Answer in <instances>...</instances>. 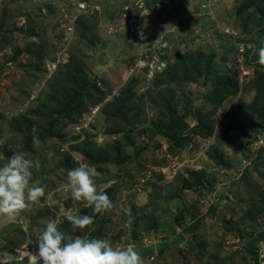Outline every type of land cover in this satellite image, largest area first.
Here are the masks:
<instances>
[{
	"label": "rangeland",
	"instance_id": "374dc122",
	"mask_svg": "<svg viewBox=\"0 0 264 264\" xmlns=\"http://www.w3.org/2000/svg\"><path fill=\"white\" fill-rule=\"evenodd\" d=\"M76 2L86 4V13L78 8ZM244 2L245 0H146V9L150 15L143 17V23H138L136 20L132 21L133 14L125 0H0V167L14 153H26L27 158L38 160L41 165L39 169H32L30 183L45 187V196L40 202L21 212L15 219L0 216V264H28V254L36 251L37 238L50 219L56 220L59 230L67 235L78 232L81 237L87 236L88 228L73 231L67 220L69 214L83 215L81 211L89 207L83 201L72 199L68 171L63 169L68 158L72 161L73 168L88 164L84 163L81 154L83 141L86 139L91 143L89 149L92 151L89 152L92 160L101 158V153L108 156L109 160L98 163L97 166L91 164L98 173L95 178L98 191L107 192L118 186L116 194H109V198L110 195L113 196L114 207L106 212L107 218L97 221V226L103 233L92 238L108 239L114 247L131 244L141 253L144 264H187L183 261L186 256L184 252L195 248L199 252L191 253V263L193 257L197 259L194 264H199V260L208 264H244L245 261L240 258L243 254L232 251L229 243L232 238L223 230L225 224L221 219L228 220L236 229H243L242 236H246L256 224L255 232L260 234V217L253 221L246 219L243 221L245 225L238 223L236 219H242L241 213L251 205H260V193L264 192V172L250 166L249 173L243 177L244 181L237 183L239 189L236 190L237 196H233L234 201L222 210L220 204L224 200L221 197L219 204L214 203L216 195L213 192L222 183L232 187L234 182L230 180L236 173V168L245 167L249 163L241 159L254 157L256 147L263 140L264 97H258L253 83H249L252 66L258 64V60L253 57L255 51L248 46L253 45V42L257 48L259 44L255 42L256 37L250 26L245 39L251 41L252 38V41L242 47V50L243 54L249 49L251 53L244 55L246 60L243 66L242 60H237L235 79L238 89L235 96L221 101L212 111L209 106L199 103L200 95L211 85L204 84L202 78L180 87V91L174 94L179 114L183 112L187 101L192 104L191 117L185 118L188 127L192 128L199 123L212 127L211 136L203 139L193 136L184 151L169 154L167 142L157 134V139H153V143L143 153H128L134 161L127 169L135 180L129 190L124 185H119L121 178L116 177L118 168L112 164L113 157L109 156L113 146L123 145L124 134L115 130V121L105 119L103 112L119 89L129 91L127 85L131 82L133 87L132 78L140 76L133 98L144 94L143 104L139 101L135 105L140 106L141 113L144 112L147 117L156 116L157 111L150 104L156 92L151 80L153 72L147 73L144 79L141 77L143 67L151 60H141L140 57L156 43L162 45L161 53L167 58L173 57L176 52L184 54L199 50L206 57L213 54L212 63L215 66L224 70L232 68L234 59L229 57L231 44L225 38L206 34L210 29H215L217 34L226 37L228 34L223 27L227 24L241 29L246 21V13L237 16L235 12ZM155 8L158 11L156 15L152 12ZM137 14L138 16L134 15L135 18L142 19L144 16L142 11H137ZM79 19L93 28V34L96 37L98 35L105 45L96 41L93 46H89L77 31ZM198 33L205 34V37L201 42L194 43L195 37L200 41ZM153 38L157 40L153 46L148 47ZM35 49L43 50L44 57L41 61L30 58ZM155 54L157 53L152 51V60L161 64L162 61L158 60L161 59L160 56ZM71 56L87 72L80 73L79 78L84 74L94 79L101 91L108 93L111 89V92L97 104L85 102L84 105H74L76 110L69 117H62L58 124L50 128L49 120L56 118L55 112L64 107V100L70 101L65 86L61 87L64 100L55 93L53 86L63 84L66 72H70L67 65ZM248 59L250 67L246 63ZM261 83L264 85V79ZM75 86V81L67 85L72 90L76 89ZM239 103L243 107L254 105L257 108L248 113L250 116L246 121H243V117L235 121L227 117L230 111L235 113L238 110L240 114L243 113ZM28 129L36 132L29 139L26 138ZM241 130L246 133L242 134ZM49 132L53 134L50 137ZM219 135L224 141L227 139L233 142L235 149L225 145ZM33 137L39 138L38 145H34ZM131 137L138 145H145L148 139V136H137L134 132ZM27 140H30V145L26 148ZM216 148L217 152L214 150ZM242 151L244 153L240 154ZM194 170L204 172L205 179L201 188L194 186L191 189H180L181 177H186L188 171ZM149 198L154 202L151 203ZM131 203L136 212L129 214ZM212 204H215L216 210H221L217 212L220 218L214 213L200 220L198 217L205 214L206 208ZM143 211L147 218L142 216ZM179 212H182V218L176 220ZM138 216L141 217L134 226L133 221ZM195 216L201 223L193 242L204 245L203 248L185 246L182 243L158 255L154 250L148 258L143 257L145 248L164 238H174ZM230 224L227 225L231 226ZM131 234H135L136 238L132 239ZM253 240L256 238L250 242L245 240L247 247L243 250L246 255L256 254L258 238L257 242ZM11 246L15 248H9ZM180 249L184 252L181 253Z\"/></svg>",
	"mask_w": 264,
	"mask_h": 264
},
{
	"label": "trees",
	"instance_id": "16d2710c",
	"mask_svg": "<svg viewBox=\"0 0 264 264\" xmlns=\"http://www.w3.org/2000/svg\"><path fill=\"white\" fill-rule=\"evenodd\" d=\"M146 1V0H144ZM156 1V0H155ZM243 13H246V21L241 25L240 28H235L229 24L225 25L223 28H230L235 29L237 31V34H229L228 36L224 37L223 34H217L216 31L211 32V35L214 37L215 35L220 38H225L227 40V43L229 42L231 44L230 50H229V57L233 58L234 61L232 62L233 67L232 68H226L224 70L220 66H215L212 63L213 54L208 55L207 57L203 54V52L196 50V52H185L184 54H180L179 52H176V54L173 57L167 58V56H164L162 51V45L160 43H156L154 45V41L157 40V38H153L149 41L148 47H151L154 45L153 48H148L146 51H144V54L140 57L141 60H147L150 61L148 64H146L143 72V79L144 76H147V73L153 72L151 76L152 80V86L154 89H156V92L154 94V98L151 99L150 104L152 107L157 111L156 116L154 117H147L144 112L141 113V110L139 107L135 104L139 101L143 104V95L134 97V91H135V85L140 80V76H135V78H132L133 80V87H131V82L127 85L129 91H125L123 89L118 90V94L115 95V97L108 102V104L105 106L103 112L105 114V119H109L110 121H115V130L116 131H122L124 134V143L123 145H117L113 146L110 151L112 154H110V157L112 160V164L114 163L115 166L118 168L119 173L116 175V177H120L119 185H124V188L129 190L133 187V183L135 182L134 179H132L131 174L128 172V167L133 164V158L132 155L128 154L130 152L134 153L135 155L143 153L146 148L153 143V139L156 138L157 134L160 135L164 141L167 142L168 146V153L170 154H179L182 150H184L187 147V143L191 140V138L194 136H199L202 138L210 137L213 133V128L209 126L201 125L200 123L197 124L194 127H188L187 123L185 122V118H189L190 113L193 111L191 102L187 101L185 107L183 108V112L181 114L178 113V101L175 99V92H179V88L188 85L191 82H194L197 78H202V81L204 84L211 83V85L206 88L205 92L200 95V102L201 105H207L209 106L212 111H214L216 105H218L221 101L226 100L227 98L231 96H235L238 89V83L236 81V64L237 60L240 58L241 65L243 66L245 64V56L246 53L249 55L250 49L245 50L243 54V50L240 51L239 47L235 45V43H238L242 45L243 47L247 45V43H250L252 41L246 40L245 36L247 35V31H249V26L251 28V31H253L254 37H256L255 42L257 44V48L264 47V0H245V2L239 6V8L236 10L235 14L237 16H241ZM133 15L138 16L137 11L133 12ZM81 19V18H80ZM79 19V25L77 26V31L82 35V38H84L89 44V46H93L96 41H101L100 45H105L104 41L100 39V37L97 35V37L93 34V28L89 27L87 24L83 23ZM96 23V21H95ZM95 25V24H94ZM222 28V29H223ZM158 33V32H157ZM247 41V42H246ZM253 45L254 43L251 42ZM224 47V46H223ZM256 47V46H255ZM179 49V46H178ZM180 50V49H179ZM152 51L156 52L158 56H160L161 59H158L162 61L161 64H157L159 62H155L152 60ZM181 51V50H180ZM183 53V52H182ZM255 51L254 59L258 60V54ZM162 55V57H161ZM245 55V56H244ZM44 57V52L42 49H35L32 52L31 59L32 60H38L41 61ZM203 61V63H202ZM225 61V60H224ZM226 62V61H225ZM162 65L158 67H153L152 69L150 66L152 64ZM212 63V64H211ZM248 65V60H247ZM70 72L67 71L64 78H63V84L61 86L54 85L53 89L56 94H58L62 99L61 93L63 86L66 88V92H69V98L70 101H65V105L62 108H59L56 113V118H53L52 120H49V123L51 124L49 127L52 128L54 124H58L60 119L62 117H69L76 109L74 105H84L85 102L90 105L97 104L98 102L102 101L103 98L106 97L108 93L111 92V89L108 93H105L101 91V89L96 85L95 80L89 77H86V75L82 74L79 78V74L82 72H86L82 70L81 63L78 62V60H75L73 56L70 57L69 63L67 65ZM150 68V69H149ZM221 69V70H220ZM252 77L249 80V83L252 82L254 85V89L256 90V93L258 94V97L262 96L264 97V85H262L261 80L264 79V66L259 64H254L252 66ZM87 73V72H86ZM255 75V78H253ZM139 77V78H138ZM75 81L76 83V89L72 90L67 87L70 82ZM133 89L130 91V89ZM62 91V92H61ZM64 93V92H63ZM93 94V95H91ZM148 95L146 94L145 97ZM239 106L242 108L243 113H239L237 110L235 113L233 111L228 112L227 117H229L231 120L235 121V119L239 117H243V121H246L250 115L248 113L253 112L257 108L253 106H246L243 107V104L239 103ZM210 113L208 114V116ZM207 116V117H208ZM156 121V123H155ZM135 133V135H144L148 136L147 142L145 145H138L136 140L131 137L132 133ZM188 132L190 135L183 136L182 133ZM242 134H245L246 132L241 130ZM36 134L35 131L31 132V129H28V134L26 135V138H31ZM51 132L48 133V137H50ZM263 140L262 145H259L258 148L255 151V158L253 161L254 167H256V170H259L260 172H264V133L262 134ZM157 139V138H156ZM219 139L223 140V143L227 145L228 147H231L233 150L235 149V144L231 142L230 140L224 141L223 137ZM87 140V141H86ZM83 141L82 145V151L81 154L84 157V163H88L91 165L93 163L94 166H97L98 163L108 162V156H105L101 153V158L92 160V154L89 152L91 143L86 139ZM27 146L30 145V140H27ZM239 146V145H238ZM25 148V150H26ZM217 152V148L214 149ZM92 151V150H91ZM242 151L240 154H243ZM98 156V155H97ZM63 169L65 171H69L70 169H73L72 161L68 158L67 162L63 166ZM262 169V171H261ZM247 173L243 175V177ZM243 177L241 178V181H244ZM204 177L203 170H194V171H188L186 177H181V185L180 189H191L194 186H201ZM236 190L239 189L237 186L235 188ZM115 190V191H112ZM118 186L114 187V189H109L106 193L109 196L110 193H117ZM236 190L232 189L229 190L232 195L237 196ZM200 192V191H199ZM198 192V193H199ZM260 205L254 206L251 205L250 208L246 209L243 213H241L242 219H236L238 223H244L246 219H250L251 221L261 218L264 215V192L260 193ZM219 199V196H216L214 198V203H216ZM110 200L113 201V196L110 195ZM150 202L153 203L154 200L150 199ZM233 202V201H232ZM232 202L226 201L223 206L221 207V210L228 207ZM131 212H136L134 210L133 203L130 204ZM205 214H203L200 220H202L205 217L212 216L214 213L217 214V217L220 218V214L217 212H220L221 210H216L215 204H212L209 208H206ZM83 215H89L94 217V223L93 225L88 227L87 231V237H98L102 235V230L99 226H97V221L99 219L104 220L107 218V213L104 212L102 214L100 213H94L92 210V207L87 208L86 210L81 211ZM229 212H232L231 210ZM182 212H179L177 214L176 220L182 218ZM142 216H145L147 218V215L142 213ZM141 216H138L133 221V225L136 226L138 224V221ZM196 216L193 218L192 222L188 224L187 226L183 227L179 233L175 235L174 238H164L162 240H159L158 242L152 244L148 248H145L143 250V257H147L149 254H152L154 250L156 251L157 255L160 254V252L169 250L172 248H176L178 245L182 244L185 246H201L202 248L204 245H198L197 243H194L193 240L196 239L194 236L196 230L198 229V226L200 225L201 221ZM222 223L225 224V228L223 229L231 238L233 239V235H237L240 239H247V242H250L251 239L257 240L258 242L262 241L264 242V230L260 232V234H256L252 238V233L247 232V236H242V230L240 227L237 229L234 228L232 225L228 226L227 224H230L228 220L221 219ZM235 224V223H234ZM152 229V227H151ZM216 233H219V231H216ZM223 235V234H222ZM72 237L80 236L78 232H75L74 234H71ZM225 236V235H224ZM131 238L135 239V234H131ZM256 240H253L254 242ZM191 241V243H189ZM256 241V242H257ZM19 243H15V245H18ZM206 247V244H205ZM11 249H14L15 247L11 246L9 247ZM157 249V250H156ZM176 251V250H173ZM187 252H184L180 249L181 253H186L185 258L183 261H186L187 264H194L196 258L193 257V263L192 261V255L198 254V248H195L193 251L186 250ZM250 253L253 254V252L250 251ZM156 255V256H157ZM252 257H255L253 254ZM242 260H246V258L243 256ZM247 262V261H246ZM199 264H208L206 262H202L201 260L198 261Z\"/></svg>",
	"mask_w": 264,
	"mask_h": 264
},
{
	"label": "clouds",
	"instance_id": "9594fccd",
	"mask_svg": "<svg viewBox=\"0 0 264 264\" xmlns=\"http://www.w3.org/2000/svg\"><path fill=\"white\" fill-rule=\"evenodd\" d=\"M84 5L86 6V4ZM84 8L83 13H86V8L88 7ZM152 12L155 15L158 13L156 8ZM149 15L150 13L146 16ZM231 30L237 33L235 29ZM211 32H214V29H210L208 34ZM202 35V33H198L200 41L195 37L194 43L201 42L203 39ZM235 45L239 46L240 44L235 43ZM248 47L258 52L257 63L264 66V47L258 49H256L255 45H249ZM247 66L250 67L249 64ZM194 138L203 139L199 136H195ZM33 143L34 145H38L39 138L33 137ZM254 158L255 156L250 159H241L249 163L245 167L236 168V173H234L232 180H230L234 182L231 185L232 187L230 185L226 186V183H222L213 192L214 195L219 196L216 204H219L221 197L224 201L225 199L229 202L234 201L233 195L229 190H236L237 183L245 172L249 173L248 168L250 166L254 167ZM238 166L240 165L238 164ZM40 167L41 165L38 160L33 161L27 158L26 153L23 152L14 153L8 162L0 167V216L6 217L9 220L15 219L21 212L29 209L33 204L39 203L40 199L45 196L44 186L30 183L33 175L32 169H39ZM97 175L98 173L94 166L80 164L78 167L70 169L67 172V179L71 187L72 199L77 202L83 201L85 206L92 207L94 213L102 214L110 211L114 207V204L106 192L98 191L95 182ZM199 191L201 192V189ZM224 201H222L223 204ZM223 204H220V207ZM67 220L71 223L73 231L77 229L84 230L94 223V217L89 215L69 214ZM258 222L262 230H264V215L259 218ZM243 224L245 225V223ZM256 226L257 224L249 229L252 237L256 235ZM229 243L232 246L233 252L243 254L246 258L244 264H260V259L263 258L264 260V242L262 241L258 242L255 257L245 254L243 250L244 247H247L245 246V239H240L237 235H233V239ZM260 254L263 255L262 258H260ZM243 256H240V258L243 259ZM28 264H144V261L141 253L131 244L124 247H114L108 239L88 238L87 236L72 237L59 230L56 220L50 219L46 222L45 228L37 238L36 251L28 254Z\"/></svg>",
	"mask_w": 264,
	"mask_h": 264
},
{
	"label": "built area",
	"instance_id": "2783aa9c",
	"mask_svg": "<svg viewBox=\"0 0 264 264\" xmlns=\"http://www.w3.org/2000/svg\"><path fill=\"white\" fill-rule=\"evenodd\" d=\"M127 3H128V5H129V7H130V13L131 14H133V12L134 11H142V13H143V15L144 16H146V15H148L149 14V12L147 11V4H146V1H144V0H125ZM76 5H78L79 7L78 8H80V9H85L84 7H86L85 5H84V3H75ZM212 13V12H211ZM144 16H142V17H144ZM134 17V18H133ZM139 17H140V14H139ZM131 18H132V21H137L138 23H139V21H142V19H140V18H135V16L134 15H132L131 16ZM137 27V26H136ZM139 27V26H138ZM137 27V28H138ZM224 30V32L225 33H227L228 35L229 34H234V32L232 31V30H229L228 28H224L223 29ZM214 31H215V29H214ZM206 35H209V34H206ZM203 37H205V34H203L202 35ZM239 48H241L240 49V51L242 50V45H239L238 46ZM248 62H249V59H248ZM152 67H158L157 65H155V64H152L151 66H150V68L152 69ZM149 68V69H150ZM149 73H151V72H149ZM259 145H262V140H261V143L259 144ZM263 257V255L262 254H260V258H262ZM260 264H264V260H263V258L262 259H260Z\"/></svg>",
	"mask_w": 264,
	"mask_h": 264
}]
</instances>
